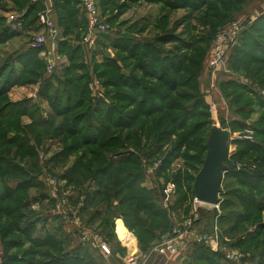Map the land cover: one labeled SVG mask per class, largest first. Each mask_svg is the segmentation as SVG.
Masks as SVG:
<instances>
[{
  "label": "rangeland",
  "instance_id": "rangeland-1",
  "mask_svg": "<svg viewBox=\"0 0 264 264\" xmlns=\"http://www.w3.org/2000/svg\"><path fill=\"white\" fill-rule=\"evenodd\" d=\"M28 1L0 0V108L8 105L9 111L19 112L17 117L0 118V171L19 164L38 174L43 186L37 193L52 192L55 210L66 214L78 242L96 251L101 264H128L129 249L117 234L120 220L136 238L138 259H145V264H177L180 259L173 253L146 254L186 230L215 239L233 257L227 259L217 248L214 253L222 259L216 261L205 245L199 255L208 261L200 258L194 264H264V193L251 191L240 181L247 169L264 168V17L257 19L264 13V0H178V6L171 0H99L110 27L107 41L92 55L82 51L76 55L86 31L71 27L64 32L62 63L53 74L47 57L41 55L43 49L33 47V38L42 33V24L35 20L42 9L25 19L20 35L3 33L9 10L21 11ZM70 5L78 9L74 1ZM235 22L247 31L239 41L242 47L235 52L232 69L229 56L216 70L214 45L220 32ZM164 36L176 41L156 42ZM145 41H155L172 60L179 55L185 60L176 91L160 88L138 71L144 50L133 58L125 47ZM129 72L144 89L131 90L120 81L119 76ZM228 74H234V81L221 86ZM158 88L166 99L155 98L154 104L148 92ZM113 94L124 96L116 99ZM199 98L207 108L194 107ZM188 109L194 114L182 118L185 126L175 124ZM213 127L230 133L217 206L198 202L192 191ZM70 130H76L75 135ZM88 132L101 143L83 145ZM13 134L17 140L7 143ZM129 155L126 165L123 161ZM2 172L0 183L5 180ZM4 217L0 216L1 236L13 223V218ZM14 231L6 244L18 239ZM97 236L112 254L87 239ZM32 249L26 244L9 255L22 256ZM40 254L22 256L18 264L49 260Z\"/></svg>",
  "mask_w": 264,
  "mask_h": 264
},
{
  "label": "trees",
  "instance_id": "trees-1",
  "mask_svg": "<svg viewBox=\"0 0 264 264\" xmlns=\"http://www.w3.org/2000/svg\"><path fill=\"white\" fill-rule=\"evenodd\" d=\"M71 1H74L75 4L78 6L77 10H74V8L70 5ZM147 1H151V0H147ZM171 2H173L175 4V6H178V0H171ZM32 3H33V0H29L27 3V6L21 8V11L28 8V10L26 12L25 19L28 18V16L31 14V12H35L38 9L44 10V6L40 2L37 1L36 4H32ZM54 11L56 14V21H57L58 26L61 27L62 26L61 24H63L65 22L64 23L65 27H63V28L61 27L63 29V35L65 34L64 32H67L71 27H74L75 29H80V30L83 29L84 32L86 31L87 21L85 20V18H82V22H81V20L77 21V18L79 17V15L80 14L83 15L81 12V9L79 7L78 0H62V2L60 0H54ZM60 14H61V18L59 19ZM39 15L37 16V18H35L36 21L38 20ZM68 17H70L69 21H68ZM260 17L261 18L264 17V13H262L257 19L258 20L261 19ZM35 20H33L32 23L30 22L29 26L31 24H33L34 22H36ZM25 22L23 24V28H25L27 25ZM107 23H108V21H107ZM81 27H83V28H81ZM222 27L223 26H221L220 28H222ZM217 32H219V31H217ZM3 33H6L7 36L20 35V32H17L16 30H11L8 27V25L4 29ZM108 33L102 36L101 40L98 42L96 50L98 49V47H100V45L103 41H107L108 36H106V35H108ZM243 33L245 35L247 33V31L242 32V34L239 36L237 42L234 44V46L232 47V50H231L230 60H229L231 69L235 63V59H234L235 52L239 47H242V45L239 43V41H240V39L242 41L243 37L241 38V36L243 35ZM173 41H176V40H172V38L164 36L156 42L162 43V44H170ZM177 42L182 43V41L180 39L177 40ZM140 46L141 45L138 43H132L130 45H127V47H125L126 51L129 50L131 55H133L132 56L133 58L136 57L139 49L142 48L144 50V55H143L144 57L142 58V60L139 62L138 66H137L138 71H140L141 74H143V76L145 78H149V79L151 78L153 81H155L160 88L165 89V90L167 89L169 92L176 91L180 86V76H181V73L184 71V67H185V60L182 58V56L179 55L174 60L170 59V56H169L170 54H167L162 47L158 46L155 43V41H153L152 44L149 41H145V42H143L142 46L141 47ZM63 47H64V43L62 41L59 43V50H58L59 56L62 55ZM184 49H188V47H186ZM32 51H35V50H32ZM74 51H75L76 55L80 54L81 51L85 55H87V53L84 50V48L82 47V45L78 46ZM46 68H47V66H46ZM68 70H70V68ZM233 75L228 74L227 77L224 79V81H222L220 83V85L222 86V85L231 84L234 81ZM119 79L122 83H124L125 86H127V88H130L131 90H136L138 88L144 89V85H143L142 81L138 82L139 80H137L133 76L132 72H129L127 74L122 73L119 76ZM160 88H158V89H160ZM162 89H160V90L151 89L150 93L148 92L150 100H152L154 104H156V102L154 100L155 98L157 100H160V101L166 99V98L162 99V97H164L163 96L164 93L161 92ZM120 96H124V95L123 94H113V97H115L116 99ZM146 100H147L146 102H148L149 98H147ZM197 105L201 106L203 108H207L206 103L204 102V100L202 98H199L196 100V104L194 105V107ZM9 108H10V106H8V105L0 108V118L6 120L8 118L17 117L19 115V112L16 113L13 110L9 111ZM25 110H26V108H25ZM92 112L97 114L98 110H93ZM155 112L156 111L147 113V115H149V114L153 115ZM190 114H194V113H190V110L188 109L184 113L183 116L181 115V116H179V118H176L175 124L178 122H181L182 127H184L185 122H183L184 121L183 119H185L187 117V115H190ZM80 117H82L83 120L86 119V116L83 117V114H80ZM78 120H79V118H78ZM75 123L77 124V121ZM9 124H11V123H9ZM88 125L90 127H92L91 123ZM10 126L14 127V124H12ZM96 130L97 129L93 128L92 131H96ZM75 131L76 130H70V132L73 133L72 135H75L74 134ZM89 133L90 132H88L86 134V138L83 142V145H86V144L87 145H90V144L99 145L101 142L99 140L96 141V139L90 138ZM16 136H17V134H13V136L7 138V143H10V144L14 143L15 140H17ZM71 149L75 150L76 147L73 146ZM94 153L95 152H93V154ZM128 157H130V155L125 156L126 159H124V161H123L124 164H126V165L128 164V162H130V159H127ZM123 162H121V163H123ZM110 164L113 165L112 162H110ZM243 169H245V168H243ZM102 171L103 170H101V169L99 170L100 175L102 174ZM104 171H105V169H104ZM247 171H249V172L245 174V178L240 177V181L242 182L243 186L248 188L251 191H257L258 189H262L261 194L264 193V187L263 186H262V188L260 187V185L264 184V168L261 167V169L257 168L255 170H253L252 168H249V169H247ZM1 172L2 171H0V173ZM73 175H74V172H72V176ZM1 176L5 177V180L3 179L4 180L3 182H5V183L11 182V181H19L16 189H6L5 190L6 196L4 199L1 200L2 202H0V206H1L0 213H1V215H3V217L4 216L9 217L10 216L11 218H13V223H12L11 227L9 229L5 230V234L8 235L10 232H13V230H16V231L19 230L20 225L25 223L24 219L28 215V213L26 212L27 203L25 202V199L28 198L29 191L32 188H38L39 189L41 186H43V182H41L39 180L40 178L38 177V174H32L31 172L26 171V169L21 167V165H19V164L13 165V166L8 167L7 169L3 170ZM23 176H25L26 178H23ZM66 178L68 180H70L72 177L67 176ZM195 178H194V181H195ZM192 191L194 192L193 187H192ZM194 196H195V194H194ZM261 197H262V195H261ZM9 201H15L13 206H7V203H9ZM89 202H92V200L90 201V198H89ZM145 231L148 234L151 233L150 231L148 232V230H145ZM14 244H16V243L12 242V244H10V245L13 246ZM21 246L23 247L24 243H21ZM203 246H205V245L197 246L195 248V251L191 255H189L188 257L182 258V260L180 261V264H194L196 259L198 260L200 258L205 259V261H208V259L205 256L199 255V253H200L199 249H200V247H203ZM44 248H47V249L49 248L51 251L55 252L56 255L54 256L50 250H48V252H42L41 254L39 252H37V251H39V249H44ZM202 249L203 248H201V250ZM207 251L210 252V254L212 255V257L215 260L219 259L221 261L222 257L220 254L214 253V251L211 248ZM39 254H40V256L44 257L45 259H49V260H47V261L45 260L44 262H39V260L34 259L30 262V264H101L89 252H83V253L78 252V251L77 252H72V251L68 252L66 250V248H62L59 245V243L55 241V238H53V237H47L43 241L38 240L36 242H33V249L25 252L22 256L34 257V256H37ZM22 256L21 255H15L12 257L10 255H6L5 256L6 260H5L4 264H18V262H19V260H21Z\"/></svg>",
  "mask_w": 264,
  "mask_h": 264
},
{
  "label": "built area",
  "instance_id": "built-area-1",
  "mask_svg": "<svg viewBox=\"0 0 264 264\" xmlns=\"http://www.w3.org/2000/svg\"><path fill=\"white\" fill-rule=\"evenodd\" d=\"M37 1L44 6V10L42 13H40L38 18L43 26L44 33L35 36L33 40V47H37L43 49V51H46L45 54L47 55L46 57L48 60V71L52 74L56 68L55 58L58 56L61 30L56 21L54 0ZM78 2L83 17L87 21L86 33L81 45L86 53L91 55V53L96 50L98 42L101 40L102 36L110 31V27L101 14L98 0H78ZM242 32V26L237 22L233 23L229 29L225 28L220 32L218 40L215 43L213 49L215 58L213 62L216 70L224 66L223 64L225 58L230 56L232 47L237 42ZM191 222L192 221H189L190 224H192ZM189 223L186 222L184 226L188 227ZM87 239L91 241L93 246H97L105 254H112L108 243L103 242L99 236ZM214 240L215 239L213 238H208L206 235H202L190 230H186L185 232H175L174 238L170 239V241H164L160 245L156 246L151 252L147 253L146 256L149 257L153 253L158 252L161 256H166L168 253H173L178 257H188L195 251L197 246L206 245L209 246L213 251L220 250L224 255H226L227 259L233 258L228 255L229 253L226 252V250ZM120 242L122 243V241ZM122 245L125 248H128V246L125 244L122 243ZM128 249L130 252L128 264H145V259H138L139 250L135 256H132L133 249Z\"/></svg>",
  "mask_w": 264,
  "mask_h": 264
},
{
  "label": "crops",
  "instance_id": "crops-1",
  "mask_svg": "<svg viewBox=\"0 0 264 264\" xmlns=\"http://www.w3.org/2000/svg\"><path fill=\"white\" fill-rule=\"evenodd\" d=\"M36 3H37V0H33L32 4H36ZM27 10L28 8L24 9L23 11L9 10L12 12L7 13L8 27L13 28L14 26L18 28V32L22 31V27L25 22V16H26ZM82 18H84L83 15H82ZM37 23L41 25L39 20H37ZM41 30H42V33H44L43 26L41 27ZM60 30H61L60 42H62L64 38L63 29L60 27ZM45 52L46 51L41 52V55L47 56ZM61 63H62L61 57L58 55L55 58L56 67H57V64L59 65ZM224 79L221 80V82L224 81ZM206 101L209 104V100L206 99ZM218 104L221 106L220 102ZM18 183L19 181L0 183V202H2L1 200L4 199L6 196L5 190L6 189H16L18 186ZM40 190L42 189L32 188L29 191L28 198L25 199V202L27 203L26 212L28 213V215L24 219L25 223L20 225L19 230L14 231L15 234L18 235V239H13L12 241L7 242L6 244L8 235L6 234H4L3 236L0 235V264L5 263V260H6L5 256L9 255L11 250H21L22 248L21 243H24V246H23V249H24L26 247V244H29L32 246L33 242H36L38 240L43 241L47 237L55 238V241L58 242L62 248H66L68 252H71V251L72 252L78 251L81 253L89 252L90 254H92L93 257H95V259H98L99 254L96 251H93L92 248L89 250L87 245L80 244L79 243L80 241L78 242L79 237L76 236L77 232L73 231V228L71 227V225L69 224L67 220L66 214H63L62 211H59L57 209L55 210V206H54L55 201H54L52 192L45 191L43 192V194L42 193L38 194L37 192ZM0 216H1V213H0ZM12 242H15L16 244L11 246L10 244H12ZM182 258L183 257H179L180 261L182 260ZM180 261L177 262V264H180Z\"/></svg>",
  "mask_w": 264,
  "mask_h": 264
},
{
  "label": "water",
  "instance_id": "water-1",
  "mask_svg": "<svg viewBox=\"0 0 264 264\" xmlns=\"http://www.w3.org/2000/svg\"><path fill=\"white\" fill-rule=\"evenodd\" d=\"M230 133L222 127H213L207 141V156L194 181V194L198 202L217 206L227 170Z\"/></svg>",
  "mask_w": 264,
  "mask_h": 264
},
{
  "label": "bare ground",
  "instance_id": "bare-ground-1",
  "mask_svg": "<svg viewBox=\"0 0 264 264\" xmlns=\"http://www.w3.org/2000/svg\"><path fill=\"white\" fill-rule=\"evenodd\" d=\"M117 233L120 238V241H122L123 244L128 246V248H131V250L133 249L132 256H135L138 252L137 241L135 237L132 236L130 232H128L121 220L120 222H118Z\"/></svg>",
  "mask_w": 264,
  "mask_h": 264
}]
</instances>
